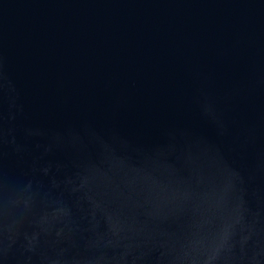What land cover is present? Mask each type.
Returning <instances> with one entry per match:
<instances>
[{
    "label": "water",
    "instance_id": "1",
    "mask_svg": "<svg viewBox=\"0 0 264 264\" xmlns=\"http://www.w3.org/2000/svg\"><path fill=\"white\" fill-rule=\"evenodd\" d=\"M0 264H264V0H0Z\"/></svg>",
    "mask_w": 264,
    "mask_h": 264
}]
</instances>
